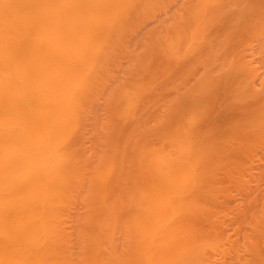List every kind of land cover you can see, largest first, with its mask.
Returning <instances> with one entry per match:
<instances>
[{"label":"bare ground","instance_id":"6f19581e","mask_svg":"<svg viewBox=\"0 0 264 264\" xmlns=\"http://www.w3.org/2000/svg\"><path fill=\"white\" fill-rule=\"evenodd\" d=\"M260 144L264 0H0V264H264Z\"/></svg>","mask_w":264,"mask_h":264},{"label":"rangeland","instance_id":"374dc122","mask_svg":"<svg viewBox=\"0 0 264 264\" xmlns=\"http://www.w3.org/2000/svg\"><path fill=\"white\" fill-rule=\"evenodd\" d=\"M252 152L256 153L252 159H248L244 175L235 177V185L232 181L227 182L231 194L225 196L221 208L211 215V221H221L218 224L223 225L231 239L241 244L245 232L252 228L254 215L264 208V144H260ZM69 225L74 235L72 254L77 255L82 247L75 235L73 217L69 220ZM231 261L232 256L228 255L222 264H229Z\"/></svg>","mask_w":264,"mask_h":264}]
</instances>
